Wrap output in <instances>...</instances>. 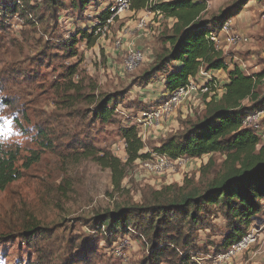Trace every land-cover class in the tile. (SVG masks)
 <instances>
[{
	"label": "rangeland",
	"instance_id": "rangeland-1",
	"mask_svg": "<svg viewBox=\"0 0 264 264\" xmlns=\"http://www.w3.org/2000/svg\"><path fill=\"white\" fill-rule=\"evenodd\" d=\"M232 1L212 0L207 14H216ZM29 4L37 9L36 18L15 15L0 25V152L16 158L14 167L20 174L19 180L0 192V236H10L0 242V264L34 261L39 264H146L150 246L145 239L131 232L114 237L100 235L95 230L94 218L118 208L152 201L160 190L169 186L203 187L220 171L224 157L214 154L210 160L204 156L162 172L149 173L139 168L148 157L128 166L122 180L115 185L109 170L82 154L86 149L110 151L125 163V144L119 128L136 125L142 132L143 152L151 156L164 135L185 132L203 116L211 97L222 94L223 90L218 85L214 93L193 91L185 101L187 115L176 117L172 127L162 125L161 121L144 126L143 106H149L150 110L156 108L163 92L160 83L152 86L136 83L152 61L142 63L132 73L122 71L115 42L118 38H129L127 32L133 30L134 18H117L109 34L92 37V43L78 36L77 55L68 57L59 45L79 31L91 34L99 23L98 16L109 10L104 0L83 10L65 2L56 15L43 6V0H30ZM227 23L228 32L222 34L216 45L228 62L238 64L245 74L259 72L264 67V0L249 1ZM138 35L135 32L134 39ZM236 38L240 40L234 42ZM72 66H77L74 82H80V89L86 93L94 88V96L101 93L120 96L112 122L100 125L81 116L80 112L88 106L72 92L69 94L73 102H66L63 72ZM220 72L221 80H225L226 71ZM263 89V85L257 87L258 91ZM177 113L180 115V108ZM176 188L163 195H175L179 192ZM261 212L249 227L255 232L264 229ZM32 224L42 228L41 233L50 238L37 245L43 251L42 258L28 248L19 234ZM226 229L222 215L212 211L204 224L187 233L197 248L192 255L195 264H264V237L249 251L228 261H218L216 246ZM76 254L83 259L78 255L77 259ZM166 263L173 261L169 258L161 264Z\"/></svg>",
	"mask_w": 264,
	"mask_h": 264
},
{
	"label": "trees",
	"instance_id": "trees-1",
	"mask_svg": "<svg viewBox=\"0 0 264 264\" xmlns=\"http://www.w3.org/2000/svg\"><path fill=\"white\" fill-rule=\"evenodd\" d=\"M29 1L0 0V25L6 24L15 15L36 18L37 9L30 6ZM98 1L43 0V6L56 15L63 9L65 2L83 10ZM249 1L261 0H234L216 14L209 15L203 0H168L155 7L171 20L172 25L169 29L164 26L157 38L160 47L153 51L151 64L136 83L149 86L161 81L169 95L186 86L191 79L194 82L202 81V88L214 93L216 79L209 73L220 70L226 71L227 83L222 86V94L211 97L199 120L191 123L181 134L166 135L152 149L154 154L173 160L204 156H209L211 160L212 155L220 154L224 157L220 171L203 187L185 189L169 186L160 190L158 197L152 201L118 208L94 218L97 226L95 230L100 235L114 237L131 232L145 239L150 246L146 264H161L169 258L172 264H195L192 255L197 252V248L191 244L187 233L204 224L212 211L222 215L226 222L227 231L215 251L221 255L247 233L253 224L252 220L264 208V144L258 147L255 132L242 128L243 119L264 106V89L257 90L258 86H264V67L257 73L245 74L238 64L232 60L228 62L227 56L211 40L212 35L222 37L224 24L237 16ZM144 3V0H133L132 9L142 10ZM109 15V11H103L97 21L102 23ZM78 36L80 40L93 42L90 41L93 39L91 34L79 31L59 45L68 57L77 55L75 47ZM76 75L77 66L64 69L67 88L63 96L67 97L66 102H73L69 94L72 92L88 106L80 112L81 116L100 125L112 122L114 111L121 101L120 96L114 93L94 96V88L86 93L80 89V82H74ZM164 99L166 96H163ZM148 111H152L149 106H143L142 112ZM119 130L125 144V163L110 151L86 149L82 154L102 169L109 170L115 185L122 180L128 166L149 157L143 152L144 142L139 137L136 125H125ZM15 160L12 154L0 152V192L20 178L14 167ZM174 188L179 191L175 195H163ZM23 229L19 233L22 241L42 258L43 251L37 245L50 238L45 232L41 233L43 229L36 224ZM9 238L0 236V242ZM77 255L83 259L79 254L75 255L76 258Z\"/></svg>",
	"mask_w": 264,
	"mask_h": 264
},
{
	"label": "built area",
	"instance_id": "built-area-1",
	"mask_svg": "<svg viewBox=\"0 0 264 264\" xmlns=\"http://www.w3.org/2000/svg\"><path fill=\"white\" fill-rule=\"evenodd\" d=\"M160 0H144V8L139 11L132 9L133 0H104L105 5L109 8V17L103 21L99 22L93 28L91 34L92 37H105L109 34V28L113 25L117 18L125 19L128 17L136 16L137 13L142 12L141 17L136 18L133 23V30L127 32L129 38L123 40L118 38L115 42V48L119 51L122 59V71L124 74H129L134 72L142 63L146 62V57L144 53L137 47L136 39H134V33L144 31L148 28V25L155 20L157 22H169L163 12L157 10L155 7L160 3ZM212 0H206V9L210 8ZM228 23L224 24L222 27V34L228 32ZM126 34V33H125ZM212 42L215 44L220 42V36H211ZM240 38H236L234 42L239 41ZM195 90H200L202 93L206 92L205 88L197 87L193 80H189L187 85L177 89L172 94L166 95V99L162 100L160 104L152 109L148 113H143L145 117V124L154 125L158 124L160 121L168 118L170 115L174 114L178 108H180L185 101L189 99L191 93ZM242 128L251 129L255 132L259 144L258 147L264 144V106L260 111L251 113L247 115L242 121ZM139 137L142 140V132H139ZM143 141V140H142ZM149 159L142 161L139 164V168L145 170L146 172H162L167 168L178 165L180 163H185L189 160L197 159H187L178 158L176 160L170 159L164 155L151 154ZM254 228V227H253ZM264 237V229L255 232L254 229H249L247 233L236 243L232 244L230 248L223 254L217 257L218 261L224 260L228 261L232 258L241 255L256 245L261 243Z\"/></svg>",
	"mask_w": 264,
	"mask_h": 264
},
{
	"label": "crops",
	"instance_id": "crops-1",
	"mask_svg": "<svg viewBox=\"0 0 264 264\" xmlns=\"http://www.w3.org/2000/svg\"><path fill=\"white\" fill-rule=\"evenodd\" d=\"M168 0H160L159 2H166ZM142 12L137 13L136 16H133V21H135L136 18L141 17ZM131 18V17H128ZM131 22V21H130ZM129 25V23H127V26ZM166 25V28H170L172 24H166V23H162V22H157L156 20L152 23H150L148 26V28L144 31H141L140 33H138V38L136 39V45L137 47L144 53L145 57H146V62L150 63L153 60V51L155 49H158L160 47V45L157 44V38L158 36L161 34V31L163 30V28H165L164 26ZM133 27V25H132ZM210 76L214 77L216 79V82H214V86H220V88H222V86L227 83V77L225 80H221V72L220 71H213L209 73ZM157 83H160V85H162V82L159 81ZM156 84V83H155ZM152 84V85H155ZM203 84L202 81H197L195 82V85L197 87H201ZM151 85V84H150ZM151 85V86H152ZM223 90V89H222ZM161 91L163 92L162 96H166L167 92L164 91L163 86ZM202 96V94H200ZM186 105V102L183 103V105L180 107V115H178L177 110L174 114L170 115L168 118L164 119L163 121H161L162 125L165 124V126H173V120L176 117H182L184 118L187 115V110L184 109V106ZM166 135H164L163 137H165ZM264 214V208L262 209V212ZM263 220H264V216H262ZM260 223V221H259ZM261 223H263L261 221Z\"/></svg>",
	"mask_w": 264,
	"mask_h": 264
}]
</instances>
